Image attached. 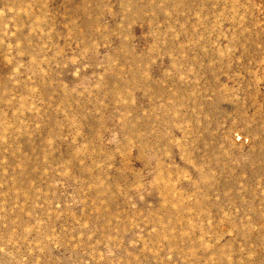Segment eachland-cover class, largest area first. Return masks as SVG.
Wrapping results in <instances>:
<instances>
[{
  "label": "rangeland",
  "instance_id": "374dc122",
  "mask_svg": "<svg viewBox=\"0 0 264 264\" xmlns=\"http://www.w3.org/2000/svg\"><path fill=\"white\" fill-rule=\"evenodd\" d=\"M0 264H264V0H0Z\"/></svg>",
  "mask_w": 264,
  "mask_h": 264
}]
</instances>
